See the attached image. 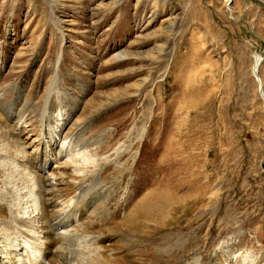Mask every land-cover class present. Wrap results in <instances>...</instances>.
Listing matches in <instances>:
<instances>
[{"label": "rangeland", "instance_id": "374dc122", "mask_svg": "<svg viewBox=\"0 0 264 264\" xmlns=\"http://www.w3.org/2000/svg\"><path fill=\"white\" fill-rule=\"evenodd\" d=\"M230 1L0 0L1 263H46L22 217L46 264H264V0Z\"/></svg>", "mask_w": 264, "mask_h": 264}, {"label": "bare ground", "instance_id": "6f19581e", "mask_svg": "<svg viewBox=\"0 0 264 264\" xmlns=\"http://www.w3.org/2000/svg\"><path fill=\"white\" fill-rule=\"evenodd\" d=\"M48 161H49V160H48ZM80 190H82V189L80 188ZM77 191H78V190H77ZM78 192H80V191H78ZM49 193H50V192H49ZM148 194H149V193H148ZM146 195H147V194H146ZM143 198H144V197H143ZM149 198H151V196H150ZM145 199H147V198H145ZM145 199H144V201H145ZM142 201H143V200H142ZM157 201H158V200H157ZM157 201H156V202H157ZM146 202H147V201H146ZM144 203H145V202H144ZM159 203H160V202H159ZM159 206H160V205H159ZM161 206H162V205H161ZM133 208H134V207H133ZM135 208H137V207L135 206ZM135 208H134V209H135ZM156 208H157V207H156ZM156 210H157V213L161 212V211H159L158 208H157ZM163 213H164V212H163ZM154 214H155V213H154ZM161 214H162V213H161ZM155 216H156V215H155ZM21 220L24 222L23 224H25V221H26V220H25L24 218L21 217V219L19 220V221H20V224H21ZM125 220H126V219H125ZM23 224H22V227L19 228V230H21V231H23V230H22V229H23ZM61 225H62V224H61ZM61 225H60V226H61ZM62 226H63V225H62ZM67 226H68V225H67ZM67 226H66V227H67ZM66 227H63V228H66ZM53 229H54V228H53ZM53 229H52V230H53ZM50 233H51V232H50ZM51 237H52V235H51ZM18 239H20V236H19V235H18ZM21 243H23V241L20 239V240H18V243H13V245L21 244ZM28 243H30V244H34L32 241H29ZM28 243H27V244H28ZM13 245H10V247L13 246ZM24 245H26V244H24ZM38 245H39V244H38ZM16 246H18V245H16ZM22 246H23V245H22ZM26 246H27V245H26ZM29 246H30V245H29ZM35 246H36V245H35ZM6 247H7L8 249H10V247H8V246H6ZM18 248H21V246H19ZM32 248H33V247H32ZM0 249H1V247H0ZM35 249H36V250H35L36 252L34 251V252H35L34 254H37V253H38V249H37V247H36ZM2 250H4V252H7V251H5V249H3V248H2ZM10 250H11V249H10ZM14 250L16 251V249H14ZM24 250H25V249H24ZM94 250H95V249H94ZM28 252H29V251H28ZM16 253H17V252H16ZM21 253H23V250H22ZM21 253H20V254H21ZM2 254H3V253H2ZM20 254H18V255H20ZM29 254H30V253H29ZM31 254H32V253H31ZM8 255H9V254H8ZM14 255H15V254H14ZM14 255H13V256H14ZM18 255H17V256H18ZM25 255H26V254H25ZM13 256H12V257H13ZM17 256H16V257H17ZM36 256H37V255H36ZM1 257H4V255H2ZM13 258H14V257H13ZM18 258H19V257H18ZM18 258H15V259L17 260ZM38 258H39V257H38ZM3 259H4V258H3ZM24 260H25V259H24ZM33 260H34V259H33ZM1 262H3V261L1 260ZM13 262H14V261H13ZM21 262H22V261H21ZM23 262H24V261H23ZM38 262H39V261H38ZM46 263H48L47 260H46ZM46 263H45V264H46ZM0 264H3V263H0ZM5 264H14V263H12L11 260H9V261L6 262ZM15 264H16V262H15ZM19 264H20V261H19ZM21 264H23V263H21ZM38 264H39V263H38ZM42 264H43V263H42Z\"/></svg>", "mask_w": 264, "mask_h": 264}, {"label": "water", "instance_id": "95a60500", "mask_svg": "<svg viewBox=\"0 0 264 264\" xmlns=\"http://www.w3.org/2000/svg\"><path fill=\"white\" fill-rule=\"evenodd\" d=\"M232 1V0H231ZM231 1H230V3H231Z\"/></svg>", "mask_w": 264, "mask_h": 264}]
</instances>
